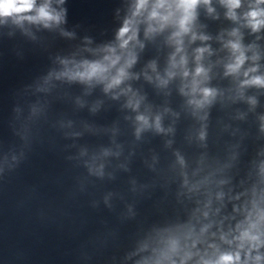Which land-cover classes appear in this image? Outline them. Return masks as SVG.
Masks as SVG:
<instances>
[{"label":"clouds","instance_id":"1","mask_svg":"<svg viewBox=\"0 0 264 264\" xmlns=\"http://www.w3.org/2000/svg\"><path fill=\"white\" fill-rule=\"evenodd\" d=\"M210 2L211 0H135L130 16L124 21L123 26L117 34L119 48L127 49L130 42L136 41L137 25L142 22L141 18H143V22L147 23L146 35L161 30L168 25L174 26L176 31L173 32V40L177 45L176 51L180 52L182 50L180 47L182 44L181 37L190 32L192 22L195 19L197 6L200 4L207 6ZM221 2L228 9V17L233 20L237 19L236 9L241 7V0H221ZM50 5L51 0H44L40 4H38V0H0V21L10 18L16 24H22L24 22L39 23L43 24L44 27L59 24L62 21V15L52 9ZM260 5H264V0H255V4L244 15L246 26L251 28L253 32H258L261 28H264V8L260 7ZM208 11L211 12L212 9L209 7ZM230 35L235 37V40H229L226 45L230 48L233 55V62L227 65V73L235 74L239 73L247 59L245 56L246 49L241 45L238 30L234 29ZM192 39H197L194 33ZM199 39L205 40L207 37L201 36ZM106 51L108 55L104 57L105 62H84L82 65L75 66V68H68V62L64 61L66 70L60 73V75L73 79L79 78L81 80H92L93 78L101 80L108 79L106 73L120 61L121 57L116 55L115 48L110 47ZM196 51V59L199 62L202 54L207 49L199 48ZM251 59L255 61L258 57L253 55ZM134 60V55L129 53L124 65L117 70L114 76H111L106 85V90L118 86L126 78L127 73L125 69L130 67ZM184 64L185 59L181 56L179 66L183 67ZM176 66L177 62L175 61V57H173L172 67L175 68ZM256 71L257 69L252 67L245 71L243 75L249 77L250 73H255ZM171 75L173 73L169 72V76ZM183 75L187 77L189 73L184 71ZM197 77L207 78L205 69L199 66V64L195 69V74L191 82V91L193 94L199 91L202 94V99L193 98L190 103L200 107L208 102L215 95V92L209 88H200L199 84L201 81ZM162 83H166V81H162ZM243 84L264 87V76L252 75L250 78L245 79ZM129 103L135 107L138 101L133 103L130 100ZM138 120L144 125L148 123L144 116H139ZM156 126L159 128V117H157ZM261 222H264V212L258 215L256 221L249 220L246 226L243 224L237 225L238 235L234 236L232 240H226L225 237L221 236V240L225 241V243L229 245L235 244L234 250H217L214 258H201L199 264H261L264 257L259 254L252 256L253 250H258L264 245V240L261 239V233L258 230ZM176 250V241H169V251L175 253ZM242 253L244 256L243 259L241 258ZM191 255L190 252L185 253L181 264H185ZM171 264H175V261H171Z\"/></svg>","mask_w":264,"mask_h":264}]
</instances>
